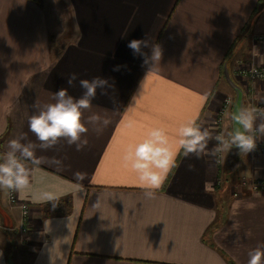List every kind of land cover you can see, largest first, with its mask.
Returning a JSON list of instances; mask_svg holds the SVG:
<instances>
[{"label": "crops", "instance_id": "0c3cea01", "mask_svg": "<svg viewBox=\"0 0 264 264\" xmlns=\"http://www.w3.org/2000/svg\"><path fill=\"white\" fill-rule=\"evenodd\" d=\"M260 36L264 0H0V155L21 134L39 144L28 129L33 105L52 102L60 88L79 97L70 74L112 85L93 101L111 120L101 134L90 128L82 150L61 140L37 147L38 163L25 161L31 191L18 197L29 205L27 230L0 189V264H247L248 252L264 246V191L249 183L264 178V153L232 148L217 160L214 139L200 159L180 151L151 195L122 156L154 127L175 141L194 120L214 136L226 96L223 131H233L228 77L242 106L264 104V79L242 87L235 75L240 63L264 67ZM133 39L146 40L149 55L153 44L162 49L152 71L127 47ZM44 192L57 199H40Z\"/></svg>", "mask_w": 264, "mask_h": 264}, {"label": "clouds", "instance_id": "9594fccd", "mask_svg": "<svg viewBox=\"0 0 264 264\" xmlns=\"http://www.w3.org/2000/svg\"><path fill=\"white\" fill-rule=\"evenodd\" d=\"M127 47L134 55L143 58V63L150 67V71L161 60L162 49L158 44L151 45V55L142 51L148 47L146 40L133 39L129 41ZM254 51L258 52L255 48ZM119 67L115 66L113 70L117 71ZM77 81L83 90L79 97H73L66 88H60L52 93V102L33 105L36 111L28 119V129L39 144L28 140L26 134H21L8 142V151L0 155V189L15 191L21 198L26 197L31 191L32 170L26 166L25 161L38 163L35 156L37 147L47 151L64 140L68 146H75V149L80 151L88 144L87 134L90 128L96 134H101L109 125L111 120L106 109L92 110L97 91L99 90L100 95H107L108 89L112 87L109 80L103 76H96L90 80L78 79L76 73L70 74L67 78L69 87H73ZM231 119L234 130L226 134L227 138L222 135L213 136L207 128L201 127L194 120L177 129L175 141L170 139L164 128H151L139 142L125 149L122 156L123 164L135 175L139 185L151 195L152 191L161 188L169 173L176 167L180 151L185 157L194 156L200 159L202 155L208 154L207 145L213 139L217 143L211 150L212 154L229 151L232 148L245 154L254 151L257 147L256 134L264 137V111L258 113L254 107L241 105L237 106ZM257 119L260 120L259 123ZM76 176L80 180L84 179L81 173H76ZM39 198L48 202L57 199L50 192L40 194ZM240 205V201L233 203L234 216L239 214ZM248 207L254 205L249 204ZM237 228L238 224L235 222L232 229ZM247 264H264V246H257L248 252Z\"/></svg>", "mask_w": 264, "mask_h": 264}, {"label": "built area", "instance_id": "2783aa9c", "mask_svg": "<svg viewBox=\"0 0 264 264\" xmlns=\"http://www.w3.org/2000/svg\"><path fill=\"white\" fill-rule=\"evenodd\" d=\"M259 40H264V36H260L258 38ZM238 73L242 75L250 84H252L255 80L258 79H264V67H255V66H250L246 65L243 67H240L238 70ZM231 98L226 96L223 98L222 104H220V107L218 111L215 114L214 119V126H215V135H222L223 132L221 131V124L222 120H224L223 116H225V113L227 112L229 106L231 105ZM250 107H254L257 109L258 113L261 111H264V104L258 105V104H253ZM216 141H215V146H216ZM253 154H258L260 152L264 153V141H259L257 139V147L254 151H252ZM221 152L215 153L214 156H216L217 160L221 159ZM245 183V180H243ZM250 187L252 191H264V178L254 179L253 181H250ZM235 195L237 193H234ZM6 197H7V203L16 206L20 210V215L23 220V223L20 225V230L25 231L28 229L29 223H28V218H29V205L24 202L23 200L19 199L18 193L15 191L11 190H6Z\"/></svg>", "mask_w": 264, "mask_h": 264}, {"label": "water", "instance_id": "95a60500", "mask_svg": "<svg viewBox=\"0 0 264 264\" xmlns=\"http://www.w3.org/2000/svg\"><path fill=\"white\" fill-rule=\"evenodd\" d=\"M228 77V76H227ZM228 83L231 85V87L235 90V98H234V103L232 104V113L236 110L237 106H241L242 104V90L241 88L234 84L231 80H229L228 77Z\"/></svg>", "mask_w": 264, "mask_h": 264}, {"label": "rangeland", "instance_id": "374dc122", "mask_svg": "<svg viewBox=\"0 0 264 264\" xmlns=\"http://www.w3.org/2000/svg\"><path fill=\"white\" fill-rule=\"evenodd\" d=\"M246 64L247 63H240L237 66H235L236 67L235 75H236V78L239 81V83L242 84L241 85L242 87H244L245 86V82H248V81L244 77H242V75L240 73H238V70H239L240 67L246 66ZM221 128H222L221 131L223 132L222 136H225V138H226V135H225L226 133H225V131H223V120H222Z\"/></svg>", "mask_w": 264, "mask_h": 264}]
</instances>
